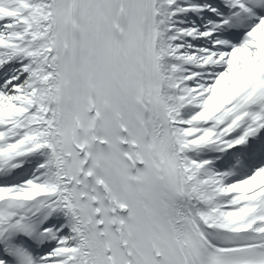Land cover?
Returning <instances> with one entry per match:
<instances>
[{"label": "snow or ice", "instance_id": "1", "mask_svg": "<svg viewBox=\"0 0 264 264\" xmlns=\"http://www.w3.org/2000/svg\"><path fill=\"white\" fill-rule=\"evenodd\" d=\"M0 264H264V0H0Z\"/></svg>", "mask_w": 264, "mask_h": 264}]
</instances>
